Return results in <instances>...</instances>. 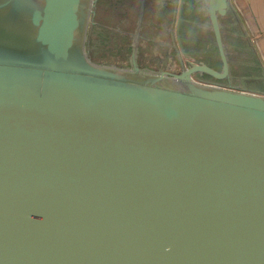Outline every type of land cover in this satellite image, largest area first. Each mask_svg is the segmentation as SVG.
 Here are the masks:
<instances>
[{
    "label": "water",
    "instance_id": "95a60500",
    "mask_svg": "<svg viewBox=\"0 0 264 264\" xmlns=\"http://www.w3.org/2000/svg\"><path fill=\"white\" fill-rule=\"evenodd\" d=\"M223 69L96 62L97 0H0V264H264V94Z\"/></svg>",
    "mask_w": 264,
    "mask_h": 264
},
{
    "label": "crops",
    "instance_id": "0c3cea01",
    "mask_svg": "<svg viewBox=\"0 0 264 264\" xmlns=\"http://www.w3.org/2000/svg\"><path fill=\"white\" fill-rule=\"evenodd\" d=\"M105 1L100 0V9ZM118 7L120 8L119 5ZM149 10L152 11V8L147 7V12ZM101 17L102 13L98 17L99 22L102 20ZM152 17L153 20L146 19L145 40L156 43L160 41L157 39L168 38V34L169 38L179 40L178 48L181 46L183 53H186L187 49L184 40L198 44L196 47H202L205 43L206 58L200 62L217 71L223 69L221 51L207 0H174L170 7L164 2L157 14L153 13ZM219 21L224 50L229 61L230 77L218 80L209 75L204 76L208 77L207 80L217 81L225 86L231 85L264 94V0H232L227 15L221 16ZM121 24L119 23L118 27L122 26ZM140 31L139 24L138 30L136 29L138 35L135 38L138 42ZM158 33H163L164 36H158ZM139 48L140 45L138 56ZM180 53L182 54L181 51ZM236 57H239L238 62L235 60Z\"/></svg>",
    "mask_w": 264,
    "mask_h": 264
},
{
    "label": "rangeland",
    "instance_id": "374dc122",
    "mask_svg": "<svg viewBox=\"0 0 264 264\" xmlns=\"http://www.w3.org/2000/svg\"><path fill=\"white\" fill-rule=\"evenodd\" d=\"M113 1H116L113 3ZM147 0L148 8H152V11L146 13L147 21L153 20L152 14L158 12L159 8L167 2V7H170L174 0ZM120 6V8L118 7ZM134 5L135 11L139 10V0H106L101 9L102 20L96 25L91 26L88 33V50L92 56V59L96 62L103 64H116L118 66L127 67L130 66V57L133 51L132 40L121 33L114 31L118 27L119 23L130 26L128 22L123 23V20L127 17V9H132ZM134 11V12H135ZM151 11V12H150ZM130 13V12H129ZM131 14V13H130ZM169 15V14H168ZM171 15V14H170ZM126 16V17H125ZM133 15H131L132 17ZM137 16H134V18ZM155 20V19H154ZM158 36H164V34H157ZM157 39L160 41L152 42L143 40L141 42V52L139 54V62L142 67H148L154 70L159 69V66L164 65L166 69L179 72L182 69V61L188 65V61L199 63L200 60L206 58L207 47L204 43L202 47H196L198 44L191 43V41H185L184 44L186 53H183L179 40H173L169 38ZM176 39V36H175ZM175 43L177 46H175ZM177 47V48H176ZM182 52V54L180 53ZM239 57H236L238 62ZM198 78L208 77L197 75Z\"/></svg>",
    "mask_w": 264,
    "mask_h": 264
},
{
    "label": "flooded vegetation",
    "instance_id": "af4514ba",
    "mask_svg": "<svg viewBox=\"0 0 264 264\" xmlns=\"http://www.w3.org/2000/svg\"><path fill=\"white\" fill-rule=\"evenodd\" d=\"M139 1H140V7H139L138 11H135L134 5L132 6V9L126 10L128 12V14L126 15L127 17L125 16L126 18H125V20H123V23L128 22L131 25L126 26V25L121 24L122 26H119L118 28L114 29V31H116L117 33H121L124 36L130 38L132 40V44H131V46H132L135 42L136 35H138V33L136 32V29L138 30V25L140 24L141 25L140 41H139V45H140L139 54H140L141 42L143 40H145L144 37L146 35L145 34V28H146L145 25H146V19L147 18L145 15L147 13V7L148 6H147V0H139ZM114 2H116V1H113V3ZM123 2H125V0H123ZM133 2H134V0H133ZM100 6H101L100 0L99 1L97 0L96 7L94 8L95 12L92 14L93 22L90 23L89 29L91 26H96L99 23L98 17L100 14ZM136 13H137V16L134 18ZM131 15H133V16L131 17ZM88 33H89V30H88ZM87 45H88V38H87ZM87 49H88V47H87ZM138 60H139V56H138ZM159 68H165V66L162 65L161 67L159 66Z\"/></svg>",
    "mask_w": 264,
    "mask_h": 264
}]
</instances>
